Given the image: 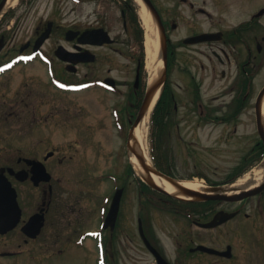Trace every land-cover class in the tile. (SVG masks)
<instances>
[{
	"label": "flooded vegetation",
	"instance_id": "1",
	"mask_svg": "<svg viewBox=\"0 0 264 264\" xmlns=\"http://www.w3.org/2000/svg\"><path fill=\"white\" fill-rule=\"evenodd\" d=\"M10 1L0 0V5L7 6ZM141 1L149 11H153L155 18H159L168 69L189 73L192 86L197 90V101L205 78L210 76L213 84L218 79L226 86L232 78V71H235L233 89L238 92L237 99L247 102L254 78L264 65L262 0H146L147 4ZM136 8L134 0H17L15 7L7 11L0 22V57L10 50L13 54L12 57L8 54L1 57L0 70L13 62L37 61L46 72L54 73L56 70L60 77L63 76L62 70L75 74L81 68L93 66L102 51L110 49L117 52L113 46L119 44L118 40L134 34L132 18H139ZM30 15H34L35 20L29 30L26 23ZM44 35L46 37L41 46L34 51L35 43ZM102 35H108L112 44H95ZM17 36L29 37L18 47L8 48V39ZM134 73L130 92H120L121 100L126 102L125 107L113 106L109 110L112 126L118 136L124 137L126 150L134 120L135 97L141 85L137 68ZM109 77L105 76L103 80ZM50 79L53 78H49V82L56 89ZM57 81L59 88L72 84L65 78H57ZM82 82L85 81L73 84ZM114 86L115 90L120 89L116 81ZM33 113L37 114L36 111ZM199 114L203 116V112ZM225 119L223 123L231 122L235 116L228 114ZM65 122V117L56 119L52 116H37L34 120L36 124H52L51 132L56 124ZM42 127L34 129L42 131ZM96 129L99 130L96 124L91 131L83 127L80 142L84 152L89 147L99 150L97 145L101 141L95 136ZM38 145H43V140H38ZM262 148L258 140L247 152L249 158L246 161L240 158L236 166L240 162L239 167L256 163ZM16 154L13 167L4 168L13 169L14 174H5L15 188L20 208L19 222L11 232L17 231L24 245L34 246L43 234L50 237L52 231L66 226L73 231L72 234L82 230L76 239L78 245L94 241L95 264H115L117 245L124 244L122 238L129 242L136 236L141 249L153 264H159L156 255L168 264H264V189L239 202L210 201L206 208L179 210L181 215H191V218L182 217L186 220L182 223L184 228L178 230L177 240L167 246L154 232L145 213L143 218L137 216L135 232L132 210H118L115 221L106 226L109 206L106 210L101 204L94 210H81V194H74L73 201L71 198L68 184L72 177L63 149H52L44 154L36 149L25 152L21 143ZM99 156L101 154L97 151L94 158ZM87 157L84 155V159ZM83 167L82 175L77 178L79 181L84 183L92 177L94 181H103L102 173L91 177L88 165L84 163ZM125 176L132 177V173L126 170ZM222 213L228 218L218 223ZM92 218L93 227L88 226ZM139 220L147 243L140 235ZM214 221L218 223L214 228L200 227ZM29 222L32 224L29 225ZM198 246L210 248L216 253L194 250ZM10 255L1 254L2 257Z\"/></svg>",
	"mask_w": 264,
	"mask_h": 264
},
{
	"label": "rangeland",
	"instance_id": "2",
	"mask_svg": "<svg viewBox=\"0 0 264 264\" xmlns=\"http://www.w3.org/2000/svg\"><path fill=\"white\" fill-rule=\"evenodd\" d=\"M262 2L264 5V0ZM34 17L30 15L27 20L29 30L33 26ZM28 37L10 38L7 47H18L25 43ZM118 42L117 46H113L117 48V52L114 53L110 49L102 51L98 62L93 66L81 68L75 74L62 70L63 76L60 77L57 71H54L53 75L58 74L59 79L65 78L72 83L85 81L91 86L86 90L76 88L61 92L54 89L45 67L37 61L16 65L0 75V167H13L17 148L21 143L25 152L36 149L40 154L61 148L66 156L67 167L71 171L69 175L72 179L68 184L71 198L73 201L74 194H81V210H94L98 204L104 208L108 207V196L114 189L123 187L120 210H132L135 215V232L138 210L143 208L154 232L169 246L177 240L178 230L184 228L182 223L186 220L176 215L177 209L174 206H166L163 200L162 206L151 203L144 207L140 205L136 180L133 176H125L128 164H131L129 152L123 145L124 137L118 136L112 126L109 110L113 106L125 107L126 102L121 100L120 92H130L139 55V46L133 35L125 36ZM11 52L10 50L5 55L12 57ZM235 73L232 71V78L226 86L218 79L213 84L210 76L205 78L198 103H193L194 87L189 73L170 70L168 81L177 107L167 119L163 150L167 151L170 157L169 170L174 180L192 181L204 188L211 186L213 182H221L259 140L254 107L257 93L264 86V65L254 78L251 94L237 119L224 124H215L217 120L214 123L203 122L206 117L221 118L232 112L238 94L232 84L236 82L233 80ZM105 76L112 77L120 89L108 91L101 87L100 82ZM147 78L145 73L143 84H146V87ZM35 111L37 114L33 113ZM200 111L203 116H200ZM52 112L54 114H51ZM35 116H52L56 119L65 117L66 122L56 124L51 132L50 127L53 125L36 124ZM94 124L99 127L95 133L101 141L97 145L99 150L89 147L84 152L80 142L82 129L86 127L87 131H91ZM41 126L42 131L34 129ZM38 140H43V145L37 146ZM150 141L149 124V157ZM97 151L101 157L95 159ZM84 155H87L88 159H84ZM84 163L88 165V175L91 177L95 173H102L104 178L108 175L115 179H103L98 182L92 177L84 183L79 181L77 178L82 175ZM151 164L155 169L152 161ZM133 171L137 176L135 169ZM106 198L108 199L105 201ZM93 223L92 218L88 226L93 227ZM72 232L68 227L61 226L52 231L50 237L43 234L39 243L36 242L34 246L24 245L17 231L0 236V264H95L94 241H84L83 245H78L79 241L76 239L82 234V230L73 234ZM122 241L123 245H117L115 264H153L152 259L141 249L137 236L133 241L127 242L125 238H122ZM1 254L11 255L2 257Z\"/></svg>",
	"mask_w": 264,
	"mask_h": 264
},
{
	"label": "water",
	"instance_id": "3",
	"mask_svg": "<svg viewBox=\"0 0 264 264\" xmlns=\"http://www.w3.org/2000/svg\"><path fill=\"white\" fill-rule=\"evenodd\" d=\"M143 1L146 4L148 3L146 0H143ZM1 8H2V5L0 6V9ZM156 20L158 21V25L161 28L160 21L157 17H156ZM106 36L105 35L100 36V39L98 40L97 43L99 45H101L103 43H110V39ZM44 39H45L44 36L41 37V39L36 43L34 49H37V47L40 45L41 41H43ZM159 40H160V48H161L160 55L162 57L164 67L166 68L167 54H166V50H165L164 44H163L164 40L161 36H160ZM165 77H166V70L164 69L163 72L160 75H158L157 80H155L148 87L146 94L144 96L141 108H140L139 113L136 117L134 126L137 125L141 121V119L145 116V114H146V112H147V110L151 104L154 93L156 92V90L159 87L163 86V84L165 82ZM109 81L110 80H106L105 82L109 84L111 82V81L110 82ZM263 97H264V88L261 90V92H260V94L256 100V106H255L256 119H257V132H258V135L261 138V140L263 142V146H264V127L262 126V123H261V103H262ZM138 160H140L139 162H140L141 166L143 167V163L141 162V159L139 158ZM144 170H147V169L144 168ZM7 171L11 174L13 173V171L11 169H8ZM4 173H5V169H0V235H4L7 232L14 229L16 227V225L18 224V221L20 218V210H19L17 202H16L15 190L12 188L10 182L8 181V179L6 178ZM156 174L158 176H162L166 180H168L172 185H174L179 190L180 194H182L184 196L192 197V198H195L196 200H201V201L223 200V201L235 202V201H239V200H242V199L250 197V196H254L264 189V182H263V183H260L255 188L243 189L234 195H226L225 193H223L221 190L224 188H214L212 190L215 192V194L211 195V194H207V193L204 194V193L189 190L183 186H180L174 180L163 176L162 174H159L157 172H156ZM144 180H145V183L148 186H150L153 190H156V191L163 193V194H168L167 192H165L164 190L159 188L152 181V179H150L149 177L145 178ZM122 192H123V189H119L115 192L113 199H112V202H111V205H110V208H109L108 215L106 217V224L105 225H107L108 222L113 223L115 221V217H116L117 211L119 210V206H120V199L122 196ZM175 197H177V196H175ZM222 216L223 217H222L221 221L226 220V218H227L226 214H222ZM31 224H32V222H29V225H31ZM213 225L214 224L211 223V224H208L205 226L206 227H213ZM40 227H41V224H39V226L37 228L38 231L40 230ZM139 231H140V234H141L142 238L144 239V241H146V239L142 233L141 224L139 226ZM34 235H32V236H34ZM198 249L203 250V251L213 252V251L207 250L203 247H199ZM156 258H157L159 264H167L159 256L156 255Z\"/></svg>",
	"mask_w": 264,
	"mask_h": 264
},
{
	"label": "bare ground",
	"instance_id": "4",
	"mask_svg": "<svg viewBox=\"0 0 264 264\" xmlns=\"http://www.w3.org/2000/svg\"><path fill=\"white\" fill-rule=\"evenodd\" d=\"M16 0H11L6 8L11 7L15 4ZM137 8H138V16L141 22L142 27L145 31V70L147 72V80L148 83L151 84L157 77L160 75L164 69L163 62L159 56L160 44H159V35L157 26L141 0H134ZM161 93V88L157 89L153 95L151 104L142 118V120L134 127L132 139L130 141V146L134 150V154H131L130 162L133 165L136 173L141 178H150L152 181L162 190L171 195H177L185 200H192L190 197L184 196L180 194L179 190L172 185L168 180L163 178L162 176H158L152 167L148 147H147V137H148V129H149V119L151 111L159 98ZM262 119L264 122V98L262 101ZM143 163V167L140 165V160ZM146 168L147 170H144ZM264 179V168L263 166H258L252 169L250 172L241 176L236 182L232 185L225 187L223 189L224 192L236 193L238 190L242 188H252L262 182ZM180 186H183L189 190H193L196 192H205L209 189L204 188L202 186L197 185L192 181H180L178 183Z\"/></svg>",
	"mask_w": 264,
	"mask_h": 264
},
{
	"label": "trees",
	"instance_id": "5",
	"mask_svg": "<svg viewBox=\"0 0 264 264\" xmlns=\"http://www.w3.org/2000/svg\"><path fill=\"white\" fill-rule=\"evenodd\" d=\"M133 23L136 28V40L140 46V55L138 58L140 64V70L143 71V46H142V31L137 25L136 17L133 16ZM241 100L237 102L235 105L234 112H239L241 109ZM174 106V96L171 92L170 86L167 83L165 89L155 105L152 114H151V125H152V136L154 137L152 141V159L156 168L165 175L172 176L170 172L169 166V156L168 153L164 152L162 149V138L164 136L166 130V120L173 110ZM261 154L257 157V160L261 159ZM246 159V158H244ZM249 168V166L237 168L236 171L229 177V179L222 182H215V184H225L226 182H230L234 180L237 176H239L244 170ZM136 183L138 185V193L140 198V205L144 207L147 203H151L154 205H163L162 200L166 203V206H174L175 208L180 209H192V208H206L210 202L206 203H190V202H182L176 199H173L169 196L159 194L153 190H151L146 184L142 183L139 179L136 178ZM143 208H141L142 210Z\"/></svg>",
	"mask_w": 264,
	"mask_h": 264
}]
</instances>
